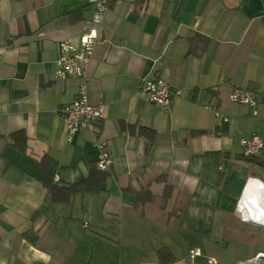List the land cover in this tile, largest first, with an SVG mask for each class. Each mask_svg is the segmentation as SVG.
<instances>
[{"label": "crops", "instance_id": "0c3cea01", "mask_svg": "<svg viewBox=\"0 0 264 264\" xmlns=\"http://www.w3.org/2000/svg\"><path fill=\"white\" fill-rule=\"evenodd\" d=\"M92 14L87 0H0V264L264 255V226L254 224L264 222V151L246 160L239 145L264 140V0H108L88 69L89 101L103 117L68 142L59 110L79 81L56 77L57 46L76 41ZM153 77L180 91L166 111L139 93ZM248 87L254 117L229 100ZM138 128L153 132L149 148ZM97 142L112 161L98 194L52 201L41 160L56 187L82 183ZM190 248L201 257L190 259Z\"/></svg>", "mask_w": 264, "mask_h": 264}, {"label": "built area", "instance_id": "2783aa9c", "mask_svg": "<svg viewBox=\"0 0 264 264\" xmlns=\"http://www.w3.org/2000/svg\"><path fill=\"white\" fill-rule=\"evenodd\" d=\"M87 3L93 8L89 27L77 37L76 41L71 38L66 39L60 41L57 46L56 77L58 79L76 78L79 81L72 102L62 106L59 110L68 142H71L77 132L90 128L95 121H100L104 113L102 105H94L89 101L88 84L90 79L88 69L95 46L98 43L99 29L108 10V0H87ZM139 93L164 111L171 107L173 98L180 95L179 90H171L168 83L159 77L140 82ZM229 100L233 104L247 106L251 116L257 115L258 99L252 88H234L229 95ZM205 108L214 110L212 105H207ZM213 113L216 119L228 121V118L219 112L213 111ZM239 145L240 156L243 158H259L264 151V140L256 134L242 138ZM97 148L100 150L95 166L99 171H108L112 164L110 155L104 150V143L97 142ZM250 181H255V179ZM250 181L247 182L246 186ZM83 227L86 228L87 223H83ZM189 257L190 259L201 257L200 249L190 248ZM217 263L215 258L208 257L206 259V264Z\"/></svg>", "mask_w": 264, "mask_h": 264}, {"label": "trees", "instance_id": "16d2710c", "mask_svg": "<svg viewBox=\"0 0 264 264\" xmlns=\"http://www.w3.org/2000/svg\"><path fill=\"white\" fill-rule=\"evenodd\" d=\"M74 20H77L78 17L73 16ZM193 53V52H192ZM139 135L143 136L147 140V146L149 148V145L152 144L153 139V132L151 130H148L146 128H138ZM18 136H20V140H22L21 149L24 147L25 144V136L23 132H19ZM246 160H251L254 158H245ZM51 161L48 158H43L41 160L40 164V181L49 188V190L52 193V201L54 202H66L70 199L71 196L78 194V193H89L96 195L99 192V186L102 181L106 178L108 175L107 172L99 171L96 167L92 168L91 172L87 176V178L82 183H76V184H69L63 187H56L52 181V178L48 172V169L50 168ZM49 176L48 180L44 178V176ZM145 194L150 195L149 192H145ZM164 249H161L159 254H161Z\"/></svg>", "mask_w": 264, "mask_h": 264}, {"label": "water", "instance_id": "95a60500", "mask_svg": "<svg viewBox=\"0 0 264 264\" xmlns=\"http://www.w3.org/2000/svg\"><path fill=\"white\" fill-rule=\"evenodd\" d=\"M249 222H251V223H253V221L251 220V219H249ZM254 224H256V223H254ZM259 225V224H258ZM254 260H253V262H254V264L255 263H258V264H264V255H262V256H259V255H257V257H255V258H253ZM256 259V260H255Z\"/></svg>", "mask_w": 264, "mask_h": 264}, {"label": "bare ground", "instance_id": "6f19581e", "mask_svg": "<svg viewBox=\"0 0 264 264\" xmlns=\"http://www.w3.org/2000/svg\"><path fill=\"white\" fill-rule=\"evenodd\" d=\"M251 186H252V184L250 182L247 186H245V190H247V188H250ZM256 221H257L256 224H259V225H263L264 226V222H261L260 220L259 221L256 220ZM255 264H258V263H255Z\"/></svg>", "mask_w": 264, "mask_h": 264}, {"label": "rangeland", "instance_id": "374dc122", "mask_svg": "<svg viewBox=\"0 0 264 264\" xmlns=\"http://www.w3.org/2000/svg\"><path fill=\"white\" fill-rule=\"evenodd\" d=\"M259 248V242H256V249H258ZM257 257V256H256ZM254 258V257H253ZM253 259H250V260H248L247 262H244V263H242V264H254V262L252 261Z\"/></svg>", "mask_w": 264, "mask_h": 264}]
</instances>
